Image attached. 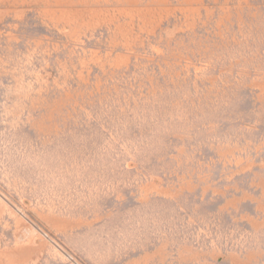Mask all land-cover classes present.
<instances>
[{
  "label": "rangeland",
  "instance_id": "1",
  "mask_svg": "<svg viewBox=\"0 0 264 264\" xmlns=\"http://www.w3.org/2000/svg\"><path fill=\"white\" fill-rule=\"evenodd\" d=\"M0 264H264V0H0Z\"/></svg>",
  "mask_w": 264,
  "mask_h": 264
}]
</instances>
